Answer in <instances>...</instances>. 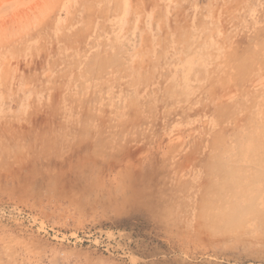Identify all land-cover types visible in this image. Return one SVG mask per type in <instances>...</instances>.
Segmentation results:
<instances>
[{"label":"rangeland","instance_id":"374dc122","mask_svg":"<svg viewBox=\"0 0 264 264\" xmlns=\"http://www.w3.org/2000/svg\"><path fill=\"white\" fill-rule=\"evenodd\" d=\"M0 264H264V0H0Z\"/></svg>","mask_w":264,"mask_h":264},{"label":"bare ground","instance_id":"6f19581e","mask_svg":"<svg viewBox=\"0 0 264 264\" xmlns=\"http://www.w3.org/2000/svg\"><path fill=\"white\" fill-rule=\"evenodd\" d=\"M257 198L260 199V201H261V199H262L260 194H258ZM262 200H263V199H262Z\"/></svg>","mask_w":264,"mask_h":264}]
</instances>
